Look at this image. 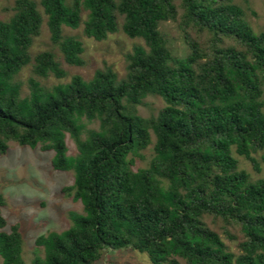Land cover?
I'll list each match as a JSON object with an SVG mask.
<instances>
[{
  "label": "trees",
  "instance_id": "1",
  "mask_svg": "<svg viewBox=\"0 0 264 264\" xmlns=\"http://www.w3.org/2000/svg\"><path fill=\"white\" fill-rule=\"evenodd\" d=\"M246 9L255 14L234 0H14L0 19V154L11 142L52 150V168L73 174L61 193L82 211L36 236L26 262L19 223L3 229L0 194L1 264H93L120 248L152 264H264V176L252 179L239 160L257 173L264 164V30L254 32ZM166 21L181 31L184 54L172 52ZM44 22L71 66L85 64L84 45L64 27L142 43L121 78L104 65L89 79L47 84L68 72L53 51L30 52ZM29 65L25 83L18 75ZM148 96L163 105L144 116ZM150 145L146 165L134 168ZM207 219L238 228V252Z\"/></svg>",
  "mask_w": 264,
  "mask_h": 264
},
{
  "label": "rangeland",
  "instance_id": "2",
  "mask_svg": "<svg viewBox=\"0 0 264 264\" xmlns=\"http://www.w3.org/2000/svg\"><path fill=\"white\" fill-rule=\"evenodd\" d=\"M14 0H0V19H6L11 14V6ZM234 2L254 10L252 15L246 9L245 17L254 32L264 30V0H234ZM82 27L71 29L64 27L63 31L67 35H77L83 40L84 52L82 56L85 60L83 66H71L66 64L61 57L58 48L52 44L45 22L41 33L37 36L30 48L31 54L41 50H51L57 59L67 70L68 75L63 79L49 77L45 82L54 84L65 82L72 74H79L84 79H89L95 69L109 65L121 78L126 73V54L131 51L134 44L142 43L139 38H129L121 31L109 35L105 40L96 41L87 38L82 34ZM160 29L168 38V43L172 52L177 55L185 53L186 48L183 42L182 33L177 24L173 21H166L160 25ZM31 74V66H26L21 70L18 78L25 82ZM26 83V82H25ZM26 85H23V92H26ZM163 105V101L158 96H148L144 99V104L138 107L141 115L147 116L155 114ZM94 127L96 124H91ZM68 154L75 155L76 147L69 135H66ZM52 150L42 151L38 147L32 148L27 145H20L11 142L8 150L0 154V194L5 198L6 204L1 207V212L7 221L3 228L8 230L9 226L18 222L23 237V258L26 262L33 255L34 239L40 234L48 231H61L69 226L67 214L70 210L82 211L80 201H73L61 193V188L72 184V171L55 170L51 166ZM143 159L136 158L134 168L146 165L152 154L150 145L142 151ZM258 158V157H257ZM240 167L249 172L252 179L264 176V164L261 163L259 173L252 169L249 162L239 157ZM208 223L215 228L224 238L230 250L238 252L237 243L241 238V233L237 227L222 226L221 221ZM225 230L237 236L230 240L225 234ZM2 260L0 257V264ZM93 264H152L146 253L138 252L131 248H120L115 250H104L100 259Z\"/></svg>",
  "mask_w": 264,
  "mask_h": 264
}]
</instances>
